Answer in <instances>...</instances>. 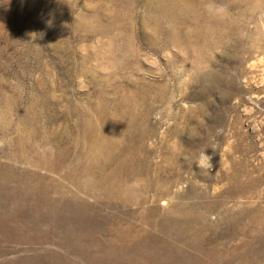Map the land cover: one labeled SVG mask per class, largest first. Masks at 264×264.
<instances>
[{"label":"rangeland","instance_id":"obj_1","mask_svg":"<svg viewBox=\"0 0 264 264\" xmlns=\"http://www.w3.org/2000/svg\"><path fill=\"white\" fill-rule=\"evenodd\" d=\"M0 264H264V0H0Z\"/></svg>","mask_w":264,"mask_h":264},{"label":"clouds","instance_id":"obj_2","mask_svg":"<svg viewBox=\"0 0 264 264\" xmlns=\"http://www.w3.org/2000/svg\"><path fill=\"white\" fill-rule=\"evenodd\" d=\"M210 11H212L214 14L218 15V14L223 12V9H214V8L210 7ZM202 157H203V161L207 162V169L209 171L212 168V164H211L212 157L210 155L206 154L205 151L202 153Z\"/></svg>","mask_w":264,"mask_h":264}]
</instances>
